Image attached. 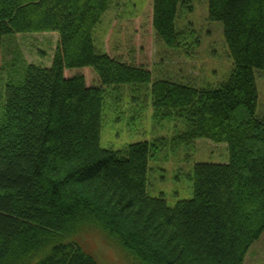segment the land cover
Masks as SVG:
<instances>
[{"label": "trees", "instance_id": "16d2710c", "mask_svg": "<svg viewBox=\"0 0 264 264\" xmlns=\"http://www.w3.org/2000/svg\"><path fill=\"white\" fill-rule=\"evenodd\" d=\"M180 0H154L153 27L171 47L199 44L177 25ZM112 0H0V44L56 32L51 65L21 61L0 87V264H100L80 241L90 230L132 264H243L264 232V0H209L234 68L218 86L153 79L145 66L99 51L94 30ZM90 67L100 84L67 69ZM3 65L0 64V71ZM134 84L156 121L181 119L183 142H225L229 162L194 166V195L168 204L147 191L155 142L101 146L107 98ZM144 86L147 88L144 89Z\"/></svg>", "mask_w": 264, "mask_h": 264}, {"label": "rangeland", "instance_id": "374dc122", "mask_svg": "<svg viewBox=\"0 0 264 264\" xmlns=\"http://www.w3.org/2000/svg\"><path fill=\"white\" fill-rule=\"evenodd\" d=\"M154 0H112L94 30V43L99 51L147 67L153 79H171L194 87L218 86L234 68L221 21L210 19L209 0H180L177 25L194 31L199 44L174 48L158 38L153 27ZM59 43L56 32L18 34L6 37L0 44V87L9 78H17L21 61L51 65ZM17 65H13L14 62ZM84 74L87 85L100 84L93 68L67 69V76ZM259 92L257 113L264 118V70H255ZM137 86L128 84L126 91L106 99L102 110L101 146L120 150L139 142H155L147 172V191L151 196L164 195L169 205L194 195L192 179L199 162H229L228 144L208 138L183 142L185 130L181 119L156 121L153 107L142 108L135 96ZM144 89L147 88L144 86ZM79 241L95 253L100 264H132L120 248L98 231L80 235ZM43 254L33 261V264ZM243 264H264V232L248 251Z\"/></svg>", "mask_w": 264, "mask_h": 264}, {"label": "bare ground", "instance_id": "6f19581e", "mask_svg": "<svg viewBox=\"0 0 264 264\" xmlns=\"http://www.w3.org/2000/svg\"><path fill=\"white\" fill-rule=\"evenodd\" d=\"M103 52H106V53H108L106 50L105 51H103ZM124 91H126V89H125V86H123V91H121L119 94H122ZM117 94V93H116ZM246 258V257H245Z\"/></svg>", "mask_w": 264, "mask_h": 264}]
</instances>
